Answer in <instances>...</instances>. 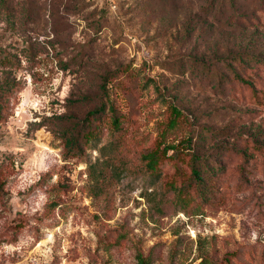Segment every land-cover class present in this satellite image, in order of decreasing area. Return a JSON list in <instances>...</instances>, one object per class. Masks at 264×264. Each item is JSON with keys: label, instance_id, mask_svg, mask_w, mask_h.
<instances>
[{"label": "rangeland", "instance_id": "1", "mask_svg": "<svg viewBox=\"0 0 264 264\" xmlns=\"http://www.w3.org/2000/svg\"><path fill=\"white\" fill-rule=\"evenodd\" d=\"M142 257L264 264V0H0V264Z\"/></svg>", "mask_w": 264, "mask_h": 264}, {"label": "trees", "instance_id": "2", "mask_svg": "<svg viewBox=\"0 0 264 264\" xmlns=\"http://www.w3.org/2000/svg\"><path fill=\"white\" fill-rule=\"evenodd\" d=\"M241 57V56H240ZM233 64V63H232ZM231 64V65H232ZM232 69V72L234 74V79H237L241 81L244 84H249L248 80H245L239 72H237L233 66H230ZM252 85V84H251ZM108 104L104 103L99 109L95 110L94 112L90 113V116H94L95 114H100L102 112H106L107 109L112 112V120L113 123H118V117L116 116V113H114L113 108H108ZM178 118V115H175V119ZM175 147H170V149H174ZM156 152V153H155ZM154 153L148 155V161L149 165L153 166V169L156 170L159 168L160 160L163 157H166L168 153V149H163L161 152L159 150H156ZM173 156H170L168 159H172ZM157 158V160H156ZM187 162L191 164V176H189V180L185 183H188L187 186H183V189L181 188L180 191L182 194H185L188 198H200L202 200H205L207 197V194L209 192L208 185L211 183L210 181H206L205 177L202 176L201 169L198 166L199 158L196 156L195 153H193L190 149V152L187 154ZM178 168V167H177ZM179 175V173L174 174V178L176 179V176ZM142 264H146L145 258H141Z\"/></svg>", "mask_w": 264, "mask_h": 264}]
</instances>
